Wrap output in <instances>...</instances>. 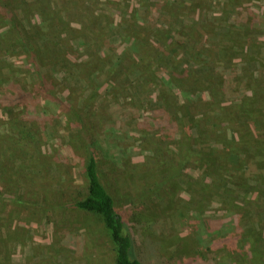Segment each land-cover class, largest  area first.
I'll return each instance as SVG.
<instances>
[{"label": "rangeland", "instance_id": "obj_1", "mask_svg": "<svg viewBox=\"0 0 264 264\" xmlns=\"http://www.w3.org/2000/svg\"><path fill=\"white\" fill-rule=\"evenodd\" d=\"M19 90L0 264H114L73 207L91 147L134 258L264 264V0H0V101Z\"/></svg>", "mask_w": 264, "mask_h": 264}, {"label": "trees", "instance_id": "obj_2", "mask_svg": "<svg viewBox=\"0 0 264 264\" xmlns=\"http://www.w3.org/2000/svg\"><path fill=\"white\" fill-rule=\"evenodd\" d=\"M136 47H138V45L135 43L131 50L136 51ZM110 70H113V67H111ZM28 96H30L29 92L19 90L14 94L11 93L7 96L5 95L0 103L3 105L7 103L21 104V102ZM98 162L99 160L96 155V150L91 147L84 167V174L87 182V194L84 198L77 201L73 207L92 214L100 219L114 245V264H144L142 260L134 258L133 256V240L131 236L125 232V224L120 214L116 211L115 202L100 180ZM209 163H211V159ZM225 193L227 194L229 191L226 190ZM231 210L232 211H228L230 216L235 209Z\"/></svg>", "mask_w": 264, "mask_h": 264}]
</instances>
